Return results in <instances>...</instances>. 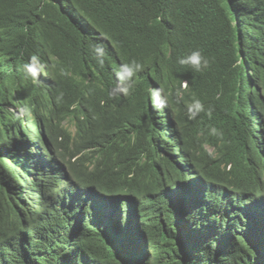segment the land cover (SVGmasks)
Listing matches in <instances>:
<instances>
[{"label": "trees", "instance_id": "obj_1", "mask_svg": "<svg viewBox=\"0 0 264 264\" xmlns=\"http://www.w3.org/2000/svg\"><path fill=\"white\" fill-rule=\"evenodd\" d=\"M195 50L201 72L178 63ZM132 60V91L110 97ZM79 113L78 138L51 147L103 160L54 156L28 182L8 160L15 124L38 146ZM0 264H264V0H0Z\"/></svg>", "mask_w": 264, "mask_h": 264}, {"label": "clouds", "instance_id": "obj_2", "mask_svg": "<svg viewBox=\"0 0 264 264\" xmlns=\"http://www.w3.org/2000/svg\"><path fill=\"white\" fill-rule=\"evenodd\" d=\"M91 51L93 53V59L96 62L103 66L105 62V48L100 44H93L90 45ZM178 63L184 66H190L197 72H201L209 66V61L203 56L200 50L192 51L189 55L179 58ZM47 65L46 63H42L39 56L33 54L30 57V60L23 65L24 71L30 76L35 82L39 79V76L46 71ZM144 70V65L136 60H132L129 63H122L120 67L116 70V78H117V85L113 91L109 92L110 97H115L117 93H122L124 96L130 94L133 89L134 84V77ZM183 89L188 87L187 81H185L182 86ZM162 88H153L149 90L152 106L157 110H162L167 106L168 98L167 94L162 95ZM177 98L181 96V91L177 90L176 92ZM63 99V94L61 93L57 96L56 101L60 103ZM75 108V107H73ZM204 105L199 99H193V102L188 105V113L190 119H195L196 115L200 112H203ZM30 108L27 106H22L18 110V117H23L24 115H30ZM84 116L82 113L77 115H73L66 120H63L61 123L56 120V126L53 129L52 134L44 135V142L45 144H39L38 146L34 143H31L26 138V135L22 132V137L17 135L22 128L19 127V122L15 124L13 132L16 135L13 139H16L18 145L10 146L12 151V158H9V162L13 164L14 167L18 168V171L25 179L29 182L28 177L23 175L21 171H27L32 179H37V174L31 172V168L25 167H33L35 170L43 169L46 170L45 160L48 159L51 162L52 157L57 156L59 161L67 165L68 167H75L79 170H93L95 169L96 165L103 160V153L101 152L104 148L103 146H95L89 147L84 149L81 153L69 156L66 155L63 158L62 154H59L54 148L51 147L53 141L57 142H66L72 141L78 138V126L77 123L83 120ZM213 135H219L217 130L213 128L212 130ZM166 138V139H165ZM161 139H165L169 142V138L166 136H159V138H155L157 145L161 143ZM15 143V140L12 141V144ZM170 144H175L176 142L173 140L169 142ZM42 146V148L40 147ZM33 153V164H29L25 166V161H30V154ZM211 155V153H209ZM162 155L166 158L170 156L168 154L162 153ZM15 157V158H13ZM21 161V162H19ZM39 181V180H38ZM24 185L22 188H26V183L22 179L21 181Z\"/></svg>", "mask_w": 264, "mask_h": 264}, {"label": "rangeland", "instance_id": "obj_3", "mask_svg": "<svg viewBox=\"0 0 264 264\" xmlns=\"http://www.w3.org/2000/svg\"><path fill=\"white\" fill-rule=\"evenodd\" d=\"M213 150V149H212ZM212 150H211V152H212Z\"/></svg>", "mask_w": 264, "mask_h": 264}]
</instances>
